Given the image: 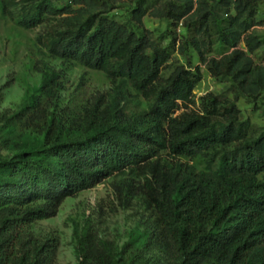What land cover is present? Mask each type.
<instances>
[{"label":"trees","instance_id":"trees-1","mask_svg":"<svg viewBox=\"0 0 264 264\" xmlns=\"http://www.w3.org/2000/svg\"><path fill=\"white\" fill-rule=\"evenodd\" d=\"M126 1L135 9L121 22L114 0H23L25 29L60 17V29L42 38L52 56L117 83L107 105L70 125L50 112L60 82L44 72V98L28 94L23 109L4 118L1 139L14 154H0V264H55L57 241H40L31 227L127 170L144 178L139 191L155 219L120 253L94 233H77L79 264H264V130L243 121L237 106L264 93V65L252 57L263 46L253 30L264 0ZM14 4L0 0V9L10 13ZM147 15L181 24L186 40L163 47L145 30ZM216 45L226 53L207 58ZM190 49L213 78L231 83L233 99H194L202 74ZM175 53L187 67L162 78ZM190 106L198 110L175 116ZM154 250L159 257L143 256Z\"/></svg>","mask_w":264,"mask_h":264},{"label":"rangeland","instance_id":"rangeland-1","mask_svg":"<svg viewBox=\"0 0 264 264\" xmlns=\"http://www.w3.org/2000/svg\"><path fill=\"white\" fill-rule=\"evenodd\" d=\"M68 1L52 0L57 5L66 4ZM114 1L117 9L113 15L121 22L126 21L135 9V4L126 0ZM23 5V0H15L10 13H4L0 9V154L10 157L14 152L5 148L1 139L5 133L4 118L19 113L28 94L44 98L41 93L44 72L56 73L60 82L50 112L70 125L79 122L86 110L96 105H107L115 93L117 83L104 72L52 56L42 38L52 29H60V17L45 15L39 26L25 29L18 23ZM256 19L260 24L253 31L261 38L263 46L252 57L256 64L264 65V4ZM143 26L154 40H161L163 47L171 44L174 39L178 43L186 40L187 34L181 24L175 26L170 21L147 15L143 18ZM161 36L164 38L161 39ZM240 47L245 48L243 44ZM225 53L222 46L216 45L207 58H220ZM189 54L193 68H199L202 74V81L193 91L194 99L199 102L200 98L209 93H214L220 99H233L231 83L225 79L213 78L194 50L190 49ZM179 65L187 67L186 58L175 53L162 69V78H167ZM237 106L243 121L248 120L254 127L264 130V93L254 102L241 98ZM194 109L198 110V107H181L175 116ZM161 154L166 159H171L166 151ZM143 180L142 176L130 170L112 175L92 189L65 199L57 215L35 223L31 227V233L40 241H57L55 264H79L77 233H94L99 239L112 242L120 253L128 242L145 231L148 224L155 219L154 212L147 208L139 191ZM135 248L144 250L141 243H137ZM143 256L154 259L159 257V252L146 251Z\"/></svg>","mask_w":264,"mask_h":264},{"label":"built area","instance_id":"built-area-1","mask_svg":"<svg viewBox=\"0 0 264 264\" xmlns=\"http://www.w3.org/2000/svg\"><path fill=\"white\" fill-rule=\"evenodd\" d=\"M194 1H198V0H194Z\"/></svg>","mask_w":264,"mask_h":264}]
</instances>
